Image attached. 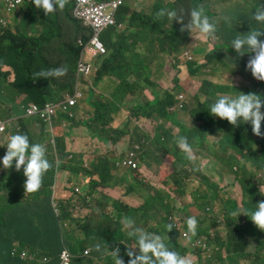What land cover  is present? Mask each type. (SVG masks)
I'll return each instance as SVG.
<instances>
[{
	"label": "trees",
	"instance_id": "obj_1",
	"mask_svg": "<svg viewBox=\"0 0 264 264\" xmlns=\"http://www.w3.org/2000/svg\"><path fill=\"white\" fill-rule=\"evenodd\" d=\"M213 1L160 0V15L157 17L154 13L148 17L151 24L147 26V34L144 29L132 34L118 32L117 28L112 27L102 37L108 52L97 59L99 70L92 83L95 88L89 86L87 90L85 102L88 108L93 109L90 115L102 118L97 122L103 119L113 121V115L127 108L129 97L140 95L142 104L130 110V120L122 130L113 128L110 137L113 135L111 138L117 141L128 134L132 125H141L149 136L144 140L137 135V143L142 147L140 164L151 168L154 165L153 155L160 153V163L153 175L146 177L140 171L135 173L134 182L127 189L130 200L123 203L124 207L113 217L118 229H123L121 220L129 222V231L133 236L129 238L121 233V240L108 249L111 264H118L117 261L121 264H165L162 258L175 259L167 264H191L189 261L197 258V252L192 248L195 243L184 240L175 228L176 223L186 219L180 217L172 222L167 217L163 218L160 229L147 230L142 225L157 222V212L161 209L168 211V201L177 199V195L169 189H166V195L160 189L163 186L161 180L168 174L167 164L161 160L169 158L172 148L178 152V143H181L182 152L193 154L207 142L206 136L220 134H223L225 144L223 151L226 154L235 151L228 165L242 183L245 193L243 210L246 213L240 214L242 209L237 202L226 201V239L220 234L213 238L207 231L205 234L209 238H205L207 240L203 243L210 249L214 248L220 260L216 264H264L263 236L249 225L254 219L264 221V189L257 174L259 170L264 171L263 95L256 94V90L250 96L241 98L240 103L231 109L232 115L238 118L239 129L226 131L229 119L216 117L218 98L212 103L210 99L218 91L228 92L244 87L238 88L235 83L230 86L203 83L200 94L206 100L199 102L196 111H201L200 120H206L208 127L194 126L192 120L189 126L181 121V110L173 112L172 109L178 105L186 76L198 77L201 68L195 67V63L186 65L185 69L181 67L182 71L173 78L172 90L166 91L158 82L152 81L154 75L150 63L154 55L146 53L160 42V58L172 57L190 44L192 36L202 34L211 41V33L221 34L219 24H210L215 18ZM74 3L75 0H26L24 9L14 13L15 31L0 30V55L5 53L3 57L0 56V113L18 116L32 102L39 105L59 102L68 91L74 90L82 51L79 39H88L82 23L73 15ZM188 4L201 6L192 12L202 20L203 30H183L181 7ZM235 12L238 23L222 33L223 43L217 46L220 50L226 45L230 48L231 56H227L225 62L244 67L245 61L236 56L232 44L245 35L252 38L264 36V0H252ZM175 19L174 25L172 21ZM29 30L34 34L29 35ZM206 62H211V56H206ZM221 62L224 60H218V63ZM170 63L175 61L171 60ZM170 76L168 64L160 66V79H169ZM107 77L115 78L111 90H105L102 83ZM143 83L147 85L146 88ZM145 90H149L147 96ZM196 98L199 100V96ZM62 118L69 123L70 129L81 124L69 117ZM33 122L21 120L19 125H13L11 136L0 146V264H29L13 257L14 253L25 251L37 254L31 264H40L42 256L52 258L49 264H58L61 250L68 247L77 251L81 244L77 241L79 233L74 228L79 220L77 199H54L56 174L64 168L71 172L68 163L59 164L53 159V148L58 151L62 162L68 156L65 138L56 137L60 124L56 125L53 134L46 135L41 131L40 141H35L33 138L37 136L29 128ZM69 136L67 133L66 137ZM50 138L51 144L48 142ZM236 153L251 160L253 167L249 168L239 160ZM35 165H38V170L32 174ZM170 173H179L175 163ZM29 176L32 177L30 182L27 181ZM174 185L176 191L181 193L180 183L175 181ZM95 189L96 185L92 184L86 195ZM24 191H27L26 194H23ZM198 196L202 199L200 193ZM203 198L207 201L205 205L193 204L200 210H207L214 194L206 192ZM239 222L241 225H238ZM146 232L152 235L155 249H148L147 242L141 237ZM89 234L86 232L84 235L89 238ZM203 234L200 228L199 236ZM253 246L257 248L256 251L251 249ZM101 251L103 248L100 247Z\"/></svg>",
	"mask_w": 264,
	"mask_h": 264
},
{
	"label": "rangeland",
	"instance_id": "obj_2",
	"mask_svg": "<svg viewBox=\"0 0 264 264\" xmlns=\"http://www.w3.org/2000/svg\"><path fill=\"white\" fill-rule=\"evenodd\" d=\"M160 1V0H159ZM252 0H214L212 4V8L214 10V16H218L219 25L222 33L228 31L229 28L235 26L239 18L236 14V10L239 8H244L247 4L251 3ZM1 7L4 10L3 15L5 17H9L11 11V4L8 0H0ZM25 5V4H24ZM23 5V6H24ZM22 6V7H23ZM130 6V4L128 5ZM200 5H183L181 7L182 12L184 14L183 20V30L184 29H191L195 28L199 31L203 30L204 25L200 18L196 17V15L192 12L194 9L196 10ZM157 16L155 11H150V15ZM202 16V14H201ZM148 17H141V22H146ZM12 22L8 29L15 28V20L12 16L10 18ZM177 19L173 20V24L175 25ZM215 21H211L210 24H214ZM82 28L87 30L88 28L83 24ZM109 28V26H108ZM239 32V31H237ZM221 34L216 33L212 36V40L208 41L206 37L203 36H196L191 38L189 47L187 46L181 49L179 52L175 53L172 57L166 56L164 58H160L158 52H160V42H157L153 45V47L147 51V54L154 55V59L150 63L151 73L156 69H160V66H165L168 64L169 72L171 74L170 78L168 79V83L173 82V78L176 77L185 66L190 63H195V67H200V75L198 77L194 76H186V80L183 81V90L180 94L185 96L186 106L184 109L180 111V119L182 122L187 123L191 126H199L200 128H207L208 122L206 120L201 121L200 114L201 111L197 110L196 108L200 103L205 102L206 98L200 94V88L202 87L203 83H208L211 85H222V86H230L232 83H235L236 86H249L251 87L253 82H262L261 77L258 76L257 66L256 64H251L249 67H239L237 65L228 63V62H221L218 63V60H223L224 56L227 55V51H222L219 49L217 45L223 43V39L221 38ZM207 35V34H205ZM187 48V50H186ZM93 54H95V50L92 48L88 49ZM186 50V51H185ZM185 51V52H184ZM187 51H190L191 54L195 58V62H187L186 59L183 58V54ZM5 53L1 54L0 56L3 57ZM211 56V62H206V56ZM84 58L88 59L86 56ZM140 58H138L139 60ZM171 60H174L175 63H170ZM91 63V62H89ZM157 65V67H155ZM182 67V68H181ZM188 71V69L186 70ZM152 81L155 83L158 82V79L152 77ZM145 88L147 85L145 83L142 84ZM83 92L86 93V88L81 87ZM105 90L108 89V85H105ZM145 95L147 96L149 90H145ZM235 94L237 93L236 90H229L228 92H221L218 91L215 95L210 99L211 103L214 102L221 94ZM179 94V95H180ZM199 96V100L196 98ZM130 105L136 107L141 103L140 95H134L129 97ZM79 110V111H78ZM196 111V112H195ZM195 112V113H194ZM194 113V114H193ZM75 114V121L82 122L83 119L90 116L91 111L88 109L87 104L83 101L81 102L80 107L74 110ZM193 115V116H192ZM5 118V117H3ZM192 118V119H191ZM32 121V119H25L23 121ZM87 120H102L100 117H90L86 118ZM106 121L105 119H103ZM19 122H16V125H19ZM63 122L66 121L60 117L58 123L60 127L56 130V137L65 138V142L69 143L68 137L66 134L69 133L70 130L69 124L66 123V126H62ZM93 123V122H92ZM30 130L33 134L41 136V131H43L46 135H50L45 132L44 125L37 124L33 122L30 125ZM78 128L75 129L77 131ZM112 126L107 127V130L104 131L105 134L110 136V132L112 130ZM226 131H234L236 130L235 125L226 126ZM73 130L71 132V145L69 146V150L71 147H75L76 143L79 142V139L86 137L91 133L89 128H85L83 135L79 136L75 134ZM207 142L204 143L202 146L197 148L193 154L184 153L180 150L181 143L177 144L178 152L174 148L171 149L169 158L164 157L161 161H165L167 164L166 172L168 173L167 176L162 179L163 186H160V189L163 195H166V189H169L171 192L177 195L176 200H169L168 204L170 208L168 211L166 210H159L157 212V222L151 221L149 223H144L142 225L143 228L150 230L151 228L160 229V226L163 223V218H168L172 222H175L177 218L188 219L194 212L193 209H198L195 204L205 205L207 201L204 200L203 195L207 192L214 194V199L212 200V204L207 206L206 209L210 208L208 213L212 216V221H208L204 226V231H210V235L215 238L217 234H220L222 238L226 239L227 237V230H226V214H225V202L232 201L237 202L239 207L242 209L240 214L246 213L243 210V202L245 198L244 189L242 183L237 179L236 175L230 170L228 165V161L230 159L231 154H235L234 150H231L229 154H226L223 151L224 139L223 134L218 136H206ZM35 140H39V138H33ZM51 144V138L48 140ZM109 145L112 146V143L109 141ZM261 148V145H259ZM117 151L113 150V152ZM71 153V151H70ZM52 154L55 155L53 159L57 161L59 164L62 163H69L72 162L73 159H67L66 161L60 160V155L57 150L52 151ZM72 154V153H71ZM217 154V156H213ZM57 155V158H56ZM236 157L245 162L249 168L253 167V163L251 160L247 159L243 154L236 153ZM170 159V160H169ZM175 163L177 165V169H179V173L171 174L172 164ZM70 164V163H69ZM78 165L72 164L69 167L71 169H75ZM68 167V166H67ZM258 179L261 182V186L264 189V171L259 170L257 171ZM126 176L123 175L121 178V188L120 193L113 201V207H105V206H93L88 207L85 205L84 201L81 198V186L82 182L76 176L68 175V169L64 168L60 170L55 176V183L54 187L56 188V193L58 190L64 191L65 195L69 197H75L79 202L80 210L78 212L79 220L75 223L74 228H76L78 235L80 236L77 241L82 243L83 251L85 252L87 249L91 251L95 248L101 247L104 251H108L109 248L114 247L117 241L121 240V233L126 234L130 238V233L128 232V225L124 220H121L123 225V229H118L117 224L114 222V216L118 214V211L122 207L123 204V192L126 187ZM177 181L180 183V190L182 191L179 193L176 191V185L174 182ZM27 191H24L23 194H26ZM202 195V199L199 198L198 194ZM187 208V211L185 208ZM246 222V221H244ZM238 225H241L239 222ZM86 232H89V238L87 235H84ZM202 236H207L205 233ZM209 238V237H208ZM264 241V235L262 237ZM195 239L193 240V242ZM152 240L148 238L147 247L151 244ZM188 243V242H187ZM189 244V243H188ZM251 249L254 251L257 250L255 246ZM197 252V259L198 264H209V263H218L220 260L216 256L214 248H211L210 251L204 252L198 248L195 249ZM110 254V253H109ZM200 256L202 258H200ZM164 263H171L174 261V258H162Z\"/></svg>",
	"mask_w": 264,
	"mask_h": 264
},
{
	"label": "clouds",
	"instance_id": "obj_3",
	"mask_svg": "<svg viewBox=\"0 0 264 264\" xmlns=\"http://www.w3.org/2000/svg\"><path fill=\"white\" fill-rule=\"evenodd\" d=\"M114 1L115 0H107V1L94 0V2L96 4H99V5L110 4ZM25 2H26V0H24L23 3L20 6H18L13 12H11L9 17H6L8 20V26L7 27H0V30L5 31L10 27V25L12 23L10 21V18L12 16L14 17V13L16 11H18L25 4ZM76 2H77V0H75V3H74V8L72 11L73 15H74L75 19H77L78 21H80L82 23V25L83 24L85 25L84 21L78 19L75 15ZM118 9H120V7H118L117 10ZM214 17L216 19L215 18H213V19L215 20L216 25H218L219 24L218 16H214ZM113 25L115 28L118 29V32L121 31L120 28L122 26L117 22V20L115 21V23ZM206 25H207V23H205V26ZM86 27L88 28L87 30H85L87 35H88V39L85 40L83 37H80V39H79V45L82 48V51H81L80 59L78 62L77 73H76L77 83H76L74 90L71 89L70 91H68V93L65 94L64 99L62 101H59V102L47 103L45 105H39L37 103L32 102L31 104H29L24 109L23 114L18 115V116L6 115L3 113H0V126L3 125L5 127L4 131L0 132V146L4 145L5 139L7 137L11 136V134H12V128L11 127L13 125H15L16 122H18V121L25 120V119H32L37 124L44 125L45 132L53 134L55 131L56 125H58V120L60 117L65 116V117H69V118L75 120L74 110L76 108L80 107L81 102H83V101L85 102L88 87L90 86L92 88H95V86H93L92 83H93V80L96 76V73L99 70V65H98L97 59H99V57L107 54V52H105V53L99 52L97 54H93L91 51L88 50L89 48H91V41L94 37V31L90 28V26H86ZM138 31H136L134 33H137ZM143 31H145V30H143ZM134 33H132V34H134ZM145 33L147 34V30L145 31ZM214 35H215V33L210 34L211 37ZM196 36H203V37H206L208 39L207 36H204L202 34H197L195 36H192L191 38H194ZM208 41H210V40L208 39ZM188 47H189V45L187 46V48ZM187 48H186V50H187ZM232 50L236 54V56H238L239 58H241L245 61L246 67H249L252 63L256 64L258 76L261 77V79H262V82H253L251 84L252 85L251 87H249V86H236L238 88H241V87H244V88L236 90L237 93H235V94H230V93L221 94L218 97V100L216 101V109H215L216 117L221 116V117L229 119L226 126L235 125L236 129H239L238 118H237V116L232 115V113H231V109H233V106L240 103L241 98H246V97L250 96V94H252V92L256 91V90H257L256 94L261 93L264 97V36H258L256 38H252L248 35H245L243 37H239L232 44ZM222 51H227V53H228L227 55L224 56V59H223L224 61H226L227 56H231L230 48L228 47V45H226V47L222 48ZM142 53H144V52L142 51ZM84 56H86L88 59L84 58ZM182 56L184 59H186L187 62H195L196 61L194 56L191 54L190 51H187L186 54L184 53ZM82 60H86V61L91 62L92 70L90 73L86 74V73L80 72V63ZM107 78L109 80H112L113 84H114L115 78H113V77H107ZM107 78H105V79H107ZM166 83L169 85V88H164V87H162V88L166 91L172 90V88H173L172 83L169 84L168 79H166ZM81 87L86 88V93L83 92ZM97 93L100 94V91H98ZM184 98H185V96L183 94L179 95L178 105L172 109L173 112H175L177 110H182L185 108L186 102H185ZM71 101H74V104H71ZM139 104H142V102ZM33 107H37L40 110V112L36 113V114H30L29 111ZM48 107H52L54 109V113L51 115H47L46 117H43V112ZM132 108H133V106L129 105V99H128L127 100V109L129 110V112ZM88 109L91 112L93 111L92 108H88ZM125 109H122L120 113L113 115V120H114V116L120 115ZM231 115H232V118L230 119ZM3 117H5V118H3ZM90 117H91V115H90ZM90 117H88V118H90ZM130 118H131V116L129 115L127 120L122 125L114 128V129L122 130V128L125 126V124L130 120ZM103 121L97 122L96 120L95 121L87 120V121L80 122L81 123L80 125L84 124L86 126V128H89L91 130V133H90L91 137L95 136L98 139H101L103 141V140L109 139L111 137H114L113 135H111V137H110V136H108V134L104 133V131L107 130V127L111 126L112 121H108V120H106L104 122ZM66 123H68V122L66 121ZM66 123L63 122L64 127L66 126ZM79 126L72 127L68 131L70 134V136L68 137L70 142L66 143V152L68 153L66 160L67 159H73L72 162H69L70 164L68 163L69 166L72 164H77V161H78L71 154L72 151H74V147H71V149L69 150V146L71 145V132H72V130L78 128ZM133 126L135 129V137H134V139H131L127 145V147L131 151L126 153L125 156H123L122 158H120V160L117 163H118L119 168L131 170V173H130L128 179L132 178L134 181V175L137 171L141 172L142 168H150V167L142 166L140 164V153L142 151V147H141V145H139L137 143V135L139 134L138 133L139 130L142 131V134H139V135H141L144 138V140L147 139V137L149 136V133L141 125H133ZM33 135H36V134H33ZM36 136H37L36 138H39L38 135H36ZM125 137L119 138L117 141H114L112 138L111 139L118 144ZM35 141H38V140H35ZM70 151H71V153H70ZM153 161H154V165L151 168H154L155 164L158 165L160 163V153L153 155ZM10 166H12V163H10ZM80 169L81 168H79L77 166L75 169H71V172H68V175L76 176L79 179L78 173H79ZM37 170H38V165H35L32 168V174H35L37 172ZM31 180H32V177L29 176L27 178V181L30 182ZM127 189H128V186L125 187V193L127 192ZM80 196H81L82 200L84 202H86V200H87L86 197H83L82 195H80ZM70 198H72V196ZM54 199L65 200V199H57L55 196V191H54ZM123 203H126V202L123 201ZM100 206H105V205H100ZM76 207H77L78 212L81 211L78 201H77ZM122 207H124V206L122 205ZM193 210H194V212L192 213L190 218H188L182 222L176 223L175 228L180 233L181 237L184 240L193 241L195 239V241H194L195 244L192 246V248H194V250L196 248H198L200 250H203L204 252L210 251L211 249L203 243L204 240H207L205 238H208V237L207 236H199V229L202 228L203 232L206 233L207 231H204V226L206 225V223L208 221H212V216L208 213V211H210V208H208L207 210H200V209H193ZM263 219H264V217H263ZM127 225H128V227H127L128 232L130 233L129 236L131 238L133 236V233H131L129 231V222L127 223ZM249 225H251L260 235H262V236L264 235V221L263 220L254 219V222L249 224ZM209 232H212V230H210ZM141 237L145 240V242H147V244H148V238H150L152 240V242H151L149 248L150 249L156 248V245L153 242V237L151 234L146 232V233L142 234ZM99 250H100V247L95 248L92 251L90 249H87L84 252L83 248H82V243L80 244L77 251H74V250L69 249L67 247V248L61 250V252L58 256V259H59L58 264H63L62 255L65 252L69 255V264L81 263V262H83V258H91L94 261L93 264H111L110 254L104 250L99 252ZM219 250L220 249L218 248V251ZM24 253L26 254V256L23 258L22 255ZM36 255L37 254L32 252V251H25L22 253H14L13 257H15V259H17L21 262L31 264L30 262L36 258ZM216 256H217V253H216ZM51 261H52V258L49 256H42L39 259L40 264H49ZM117 262H118V264H121L119 261H117ZM198 262L199 261L197 258L189 261V263H191V264H198Z\"/></svg>",
	"mask_w": 264,
	"mask_h": 264
},
{
	"label": "crops",
	"instance_id": "obj_4",
	"mask_svg": "<svg viewBox=\"0 0 264 264\" xmlns=\"http://www.w3.org/2000/svg\"><path fill=\"white\" fill-rule=\"evenodd\" d=\"M115 2L119 5L120 9L113 12L109 11L106 17L107 19H113L114 21L117 20V22L122 26L120 28L121 31H127L128 33H134L140 29L148 31L147 26L151 24V21L148 19L146 22H141V17H148V15H150V11L152 10L157 13V17L160 15L159 0H115ZM129 4L130 6H128ZM34 8L36 9L35 6ZM20 9L23 10L24 6ZM112 27H114V25L108 23L100 34V39L106 52H108V50L102 37L104 33ZM13 31H15V29H13ZM28 33L29 35H33L34 31L29 30ZM142 51L144 52L145 50L143 49ZM155 67H157V65ZM153 75L158 79V83L162 87L169 88V85L166 83V79H160V69L154 70ZM102 83L108 85V89H112V80L107 78ZM129 115L130 112L126 108L120 115L114 116L111 126L113 128L119 127L127 120ZM85 119L82 121H85ZM80 127L81 128L77 131H75V129L74 131L76 135L82 136L86 126L82 124ZM127 133V136L118 144L111 138L102 141L95 136L91 137L90 134L82 139L80 138L79 142L76 143L74 151H72V155L78 160L77 165L81 168L78 173V177L80 182H82V186L80 188L82 191L81 195L87 199L86 202H84L86 206L93 207L105 205V207H113V201L120 193L122 176L125 175L127 178L126 186H129V184L134 182L132 178L128 179L131 170L119 168L117 163L120 158L131 151L127 145L129 141L135 137V129L133 125ZM138 133L142 134V131L139 130ZM109 141L112 143V146L109 145ZM116 149L117 151L113 152V150ZM157 169L158 165L155 164L154 168H142L141 173L148 177L153 175ZM92 184L96 185V189L86 195L88 187ZM54 191L57 199H68L71 197H69V195L66 196L62 190H58V193H56L55 187ZM122 198L126 203L130 200L127 196V192L125 193V189ZM33 261L34 260L30 263ZM93 262L94 261L91 258H83V262L77 264H93Z\"/></svg>",
	"mask_w": 264,
	"mask_h": 264
},
{
	"label": "built area",
	"instance_id": "obj_5",
	"mask_svg": "<svg viewBox=\"0 0 264 264\" xmlns=\"http://www.w3.org/2000/svg\"><path fill=\"white\" fill-rule=\"evenodd\" d=\"M11 4V12H13L18 6H20L24 0H8ZM119 5L114 1L110 4H96L94 0H77L76 2V11L75 15L78 19L83 20L86 26H90V28L94 31V37L91 41V48L95 50V54L101 52L105 53V49L100 40V34L102 30L106 27L108 23L114 24L115 21L113 19H107V14L109 11H116ZM4 10L0 4V27H7L8 20L3 15ZM92 70V65L89 61L82 60L80 63V72L90 73ZM71 104H74V101H71ZM40 110L37 107H33L29 113L36 114L39 113ZM54 113V109L52 107H48L43 112V117L47 115H51ZM5 127L3 125L0 126V132L4 131ZM26 254L24 253L22 257L24 258ZM63 264H69V255L65 252L62 255Z\"/></svg>",
	"mask_w": 264,
	"mask_h": 264
}]
</instances>
